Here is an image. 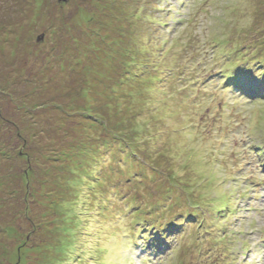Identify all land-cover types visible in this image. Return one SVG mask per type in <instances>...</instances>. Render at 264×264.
Segmentation results:
<instances>
[{"label":"rangeland","instance_id":"1","mask_svg":"<svg viewBox=\"0 0 264 264\" xmlns=\"http://www.w3.org/2000/svg\"><path fill=\"white\" fill-rule=\"evenodd\" d=\"M262 48L264 0H0V264H264Z\"/></svg>","mask_w":264,"mask_h":264},{"label":"trees","instance_id":"2","mask_svg":"<svg viewBox=\"0 0 264 264\" xmlns=\"http://www.w3.org/2000/svg\"><path fill=\"white\" fill-rule=\"evenodd\" d=\"M262 50H264V48H262ZM249 78H254V75H253V74L250 75ZM227 80H229V82L232 83L233 85L239 84V83H238V80H237L236 77H233V76H232V77H230V78L227 79ZM227 80L225 81L226 83H227ZM254 80L257 81V82L259 83V86H260V83H262V85H264V69H263V70H260V71L257 73V75H255ZM241 86L243 87V84H242V83H241ZM260 87H262V86H260ZM255 92L259 93L260 95L263 94V92H261V91L258 90L257 88H256V91H255ZM244 93H246V92H244ZM244 95L248 96V94H244ZM248 97L252 98L253 100H255V99L258 98L257 96H248ZM263 155H264V154H263Z\"/></svg>","mask_w":264,"mask_h":264},{"label":"water","instance_id":"3","mask_svg":"<svg viewBox=\"0 0 264 264\" xmlns=\"http://www.w3.org/2000/svg\"><path fill=\"white\" fill-rule=\"evenodd\" d=\"M67 1H68V0H60L61 3H63V2H67Z\"/></svg>","mask_w":264,"mask_h":264}]
</instances>
